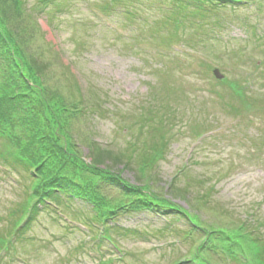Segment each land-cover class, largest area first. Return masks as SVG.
Returning <instances> with one entry per match:
<instances>
[{"label": "rangeland", "instance_id": "rangeland-1", "mask_svg": "<svg viewBox=\"0 0 264 264\" xmlns=\"http://www.w3.org/2000/svg\"><path fill=\"white\" fill-rule=\"evenodd\" d=\"M170 2L25 0L33 16L8 14L27 59L45 66V82L85 104L83 115L68 122L86 161L99 156L126 182L148 185L190 215L157 206L103 224L88 218L91 206L81 198L70 208L49 198L13 237L10 254L1 247L0 264H199V253L195 261L191 256L199 249L214 264H248L240 245L228 253L223 235L212 232L243 227L252 252L250 236L264 240V0L216 7L204 17L192 13V4L185 10ZM228 80H248L254 108ZM156 103L155 120L134 124ZM164 142V155L142 169L145 144ZM12 147L0 136V238L9 236L10 213L32 183L31 169L6 153ZM120 152L132 162L115 160ZM111 186L104 192L123 198ZM106 226L111 240L103 237Z\"/></svg>", "mask_w": 264, "mask_h": 264}, {"label": "trees", "instance_id": "trees-1", "mask_svg": "<svg viewBox=\"0 0 264 264\" xmlns=\"http://www.w3.org/2000/svg\"><path fill=\"white\" fill-rule=\"evenodd\" d=\"M193 1L198 5L193 11L205 16L204 4L235 6L253 0ZM180 5H184V9H187L186 3ZM9 10L27 14L25 0H0V136L13 144L6 153L12 156L17 164L31 169L32 183H29L26 198L10 213L13 229L7 238L6 236L0 238V249L7 248L9 252L14 246L13 237L29 225L39 210V204L47 202L49 198L65 208H70L69 203L74 198H81L91 206L92 214L88 218L101 223L115 219L120 213L142 208L155 210L157 206L166 208L165 210L172 209L185 217L190 215L186 208L156 196L153 191L145 187L148 185L126 182L112 168L104 167L99 156L92 157L89 162L86 161L81 155L79 144L71 133L68 122L70 116L75 118L83 115L85 104L80 105L77 99H69L57 90L58 86L50 85L47 80L45 82L43 75H40L44 73L45 66L39 63L38 57L27 59L21 43L14 35ZM4 64L6 66L1 68ZM246 81L229 80V85L236 95L246 96V92L250 96L244 102L251 109L254 108L255 103L251 98L252 95L247 92L248 80ZM243 99L245 100L244 97ZM156 108L161 109L157 103L143 108L145 110L140 111V116L134 124L142 123L143 126L155 120ZM167 112L171 114L170 111ZM166 121L164 122L162 118L159 120V133L163 138ZM165 144L164 142L159 146L157 143L150 147L145 144L138 155L142 169L154 167L155 162L164 155ZM136 145V141H131L129 147L134 149ZM113 157H116L115 160L125 157L132 162L131 155L124 152L116 153ZM109 184L113 185L111 186L113 189L120 190L123 198L108 196L103 186ZM62 192L66 193L64 197L60 194ZM196 223H199V219H196ZM216 232L223 235L224 242L221 241L220 245L222 248L225 246L226 252L233 253L232 246L240 245V252L248 264L254 262L264 264V243L260 241L263 239L250 236V239H255L252 252L246 247L247 240H244L246 237L242 234L243 227L227 232L224 228L218 227L212 233ZM105 236L111 237L109 229L106 230ZM209 238L211 236L207 237L206 242ZM227 243L229 246L226 247ZM197 253L200 255L199 264H214L204 250L200 251V249L191 253L194 261ZM185 262L192 260L188 259Z\"/></svg>", "mask_w": 264, "mask_h": 264}, {"label": "water", "instance_id": "water-1", "mask_svg": "<svg viewBox=\"0 0 264 264\" xmlns=\"http://www.w3.org/2000/svg\"><path fill=\"white\" fill-rule=\"evenodd\" d=\"M214 73H215L216 76L219 77V78H222V77L224 76V75L220 72L219 69H215V70H214Z\"/></svg>", "mask_w": 264, "mask_h": 264}]
</instances>
